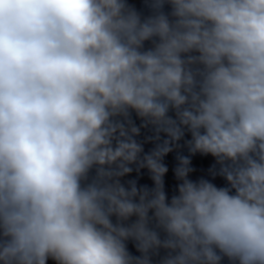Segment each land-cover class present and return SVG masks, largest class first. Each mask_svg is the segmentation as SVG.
<instances>
[{
	"label": "clouds",
	"instance_id": "9594fccd",
	"mask_svg": "<svg viewBox=\"0 0 264 264\" xmlns=\"http://www.w3.org/2000/svg\"><path fill=\"white\" fill-rule=\"evenodd\" d=\"M0 264H264V0H0Z\"/></svg>",
	"mask_w": 264,
	"mask_h": 264
}]
</instances>
